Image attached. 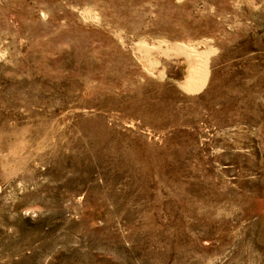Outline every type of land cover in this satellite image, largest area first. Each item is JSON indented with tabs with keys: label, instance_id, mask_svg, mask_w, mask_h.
Instances as JSON below:
<instances>
[{
	"label": "rangeland",
	"instance_id": "rangeland-1",
	"mask_svg": "<svg viewBox=\"0 0 264 264\" xmlns=\"http://www.w3.org/2000/svg\"><path fill=\"white\" fill-rule=\"evenodd\" d=\"M0 264H264V0H0Z\"/></svg>",
	"mask_w": 264,
	"mask_h": 264
},
{
	"label": "bare ground",
	"instance_id": "bare-ground-1",
	"mask_svg": "<svg viewBox=\"0 0 264 264\" xmlns=\"http://www.w3.org/2000/svg\"><path fill=\"white\" fill-rule=\"evenodd\" d=\"M188 67L189 68H188V71H187V75L185 77L184 82L182 83V85L185 88H189L190 86L193 85V83L197 79V74H198V71H199V65L189 64Z\"/></svg>",
	"mask_w": 264,
	"mask_h": 264
}]
</instances>
